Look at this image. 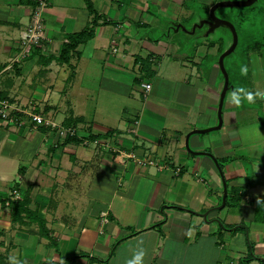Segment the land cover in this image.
<instances>
[{
	"label": "crops",
	"instance_id": "0c3cea01",
	"mask_svg": "<svg viewBox=\"0 0 264 264\" xmlns=\"http://www.w3.org/2000/svg\"><path fill=\"white\" fill-rule=\"evenodd\" d=\"M90 1L94 36L61 63L46 61L91 24L85 0H49L40 54L25 55L36 0H0V95L56 124L0 120V264L10 255L125 264L138 247L144 264H240L249 255L264 264V98L229 102L235 86L264 87V73L256 81L225 65L222 124L193 133L219 124L218 61L231 43L204 26L180 46L182 27L207 18L192 0ZM217 1L201 3L208 11ZM138 60H149L151 76ZM13 188L24 208L16 222L6 205Z\"/></svg>",
	"mask_w": 264,
	"mask_h": 264
},
{
	"label": "rangeland",
	"instance_id": "374dc122",
	"mask_svg": "<svg viewBox=\"0 0 264 264\" xmlns=\"http://www.w3.org/2000/svg\"><path fill=\"white\" fill-rule=\"evenodd\" d=\"M220 1H244V0H220ZM203 0H192L191 6L205 16H209V10L204 9L205 5L202 4ZM219 2V1H217ZM210 9V8H209ZM216 15L220 18L229 20L232 22L238 34V44L231 56L226 57L224 65L229 69L230 65L238 66L240 71L241 64L248 65V73H251L252 79L258 81L261 75L264 73V67L260 66V63H264V0H257L254 4L248 7H229L219 8L216 11ZM170 32V29L168 30ZM173 30L171 31V34ZM160 35L161 33H155ZM155 35V36H156ZM175 35V34H173ZM177 35V34H176ZM180 36L177 39L180 41V46L184 49L190 47L192 41L189 35L180 32ZM213 35L214 39H222L224 44L230 42L232 44V33L227 27H221L215 31ZM189 46V47H188ZM231 46V45H230ZM229 46V47H230ZM253 53L260 52L262 56L252 55L247 53V48H254ZM184 51V50H183ZM187 51V50H185ZM248 54V55H247ZM247 56V57H246ZM236 68V67H235Z\"/></svg>",
	"mask_w": 264,
	"mask_h": 264
},
{
	"label": "built area",
	"instance_id": "2783aa9c",
	"mask_svg": "<svg viewBox=\"0 0 264 264\" xmlns=\"http://www.w3.org/2000/svg\"><path fill=\"white\" fill-rule=\"evenodd\" d=\"M49 0H36L33 12L31 15L30 23L27 26L26 31L23 33L20 39V53L26 54L33 48H42L46 35L44 31V24L42 20V13L48 6ZM146 90V94L150 91V85L143 86ZM21 114L26 117L32 118L36 125H46L50 127H56L54 122L46 120L41 114L28 111L20 110L15 107L8 99L0 98V120L7 124L22 125ZM66 135L67 133L61 132ZM152 164V162H150ZM22 197L20 189L13 188L9 199L6 201V205L10 206L13 201H18Z\"/></svg>",
	"mask_w": 264,
	"mask_h": 264
},
{
	"label": "water",
	"instance_id": "95a60500",
	"mask_svg": "<svg viewBox=\"0 0 264 264\" xmlns=\"http://www.w3.org/2000/svg\"><path fill=\"white\" fill-rule=\"evenodd\" d=\"M256 1L257 0L219 1V2H216L210 7L209 16L207 18L201 19L200 21H198L197 23L192 25L190 30L184 26L182 27V30L184 32H186L187 34H193L196 31V29L203 28L204 26H207L206 34L214 33L217 29H219L221 27H227L231 31L232 39H233L231 46L226 51H224V53L221 54V56L219 57V61H218V64L220 66V69H221L223 77H224V87H223V90L221 91V94H220V101H219V107H218L219 124L217 127H212V128L206 129V130H197V131H194L193 133H199L200 134L203 132H210L212 130H216V129L220 128V126L222 124L221 112H222L224 97H225V94H226L228 87H229V75H228V72L226 71V68L224 65V60L227 56H229L230 54H232L234 52V50L238 44V34L236 31L235 25L232 22H230L229 20L218 17L216 15V11L219 8L248 7V6H251L252 4H254ZM190 135H188L187 139H186V147L188 149H190L189 145H188V139H189ZM225 199H226V188L224 189L223 204L225 202Z\"/></svg>",
	"mask_w": 264,
	"mask_h": 264
},
{
	"label": "trees",
	"instance_id": "16d2710c",
	"mask_svg": "<svg viewBox=\"0 0 264 264\" xmlns=\"http://www.w3.org/2000/svg\"><path fill=\"white\" fill-rule=\"evenodd\" d=\"M85 2H86V5L90 13L94 15L92 18L91 24L88 25L81 32L70 34L68 36V41L65 42L62 46L59 56L50 57L49 59H47L46 62H48L49 60L51 61L54 58H56L61 63H69L71 55L76 50V48L80 44L86 43L89 39H91L94 36L95 27L99 25V21H98L99 17L92 5V2L90 0H85ZM34 51L39 52L38 48H34ZM43 57H45V55H43ZM138 61L141 63L142 69L144 70V72H146V75L151 76L152 74L151 73V63L149 62V60H138ZM0 98H2L1 95H0ZM11 205H12V221L16 222L19 219V218L17 219V215L19 216L20 212L24 211V208L21 211H19V208L22 206V200L13 201ZM231 228H234V230H238L242 228V226H231ZM74 259H75V256H73L71 259H69L65 263H61V264H70V262H72ZM251 259H252V256L249 255L245 259L241 260L240 264H249ZM46 264H54V263H46Z\"/></svg>",
	"mask_w": 264,
	"mask_h": 264
},
{
	"label": "clouds",
	"instance_id": "9594fccd",
	"mask_svg": "<svg viewBox=\"0 0 264 264\" xmlns=\"http://www.w3.org/2000/svg\"><path fill=\"white\" fill-rule=\"evenodd\" d=\"M240 72L246 74L248 72V65L241 64ZM257 98H264V87L257 86L249 89L243 86H235L232 88L229 95V102L233 105H241L243 102L253 103ZM145 251L142 247L136 248L131 257L125 261V264H144ZM9 264H22L17 256L10 255L8 257Z\"/></svg>",
	"mask_w": 264,
	"mask_h": 264
}]
</instances>
